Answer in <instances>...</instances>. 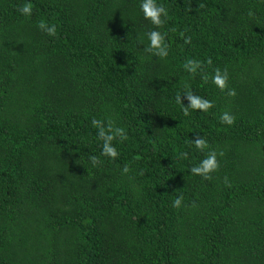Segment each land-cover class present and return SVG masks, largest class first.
Segmentation results:
<instances>
[{
    "label": "trees",
    "instance_id": "trees-1",
    "mask_svg": "<svg viewBox=\"0 0 264 264\" xmlns=\"http://www.w3.org/2000/svg\"><path fill=\"white\" fill-rule=\"evenodd\" d=\"M157 2L160 26L139 0H0V264H264V0ZM185 86L211 107L184 114ZM93 118L124 129L115 158Z\"/></svg>",
    "mask_w": 264,
    "mask_h": 264
},
{
    "label": "clouds",
    "instance_id": "clouds-1",
    "mask_svg": "<svg viewBox=\"0 0 264 264\" xmlns=\"http://www.w3.org/2000/svg\"><path fill=\"white\" fill-rule=\"evenodd\" d=\"M22 14H28L30 9L27 5L20 9ZM139 11L142 17L147 20L153 26H160L165 23L167 12L165 7L158 3L157 0H139ZM37 27L45 31L49 35H54L56 27L54 24H46V22H39ZM144 37L147 40V48L145 51L153 53L158 57H166L168 55V46L164 41V34L158 31L155 27L146 31ZM187 38L185 43H187ZM200 66V61L187 59L184 63V68L189 73L195 72ZM208 79L207 76L204 77ZM211 83L215 85L218 89L223 90L225 87L227 73L222 72L220 69H214L211 74ZM185 96L188 101L187 106H183L180 102V93H177L175 100L179 104L184 112L187 114L188 109H198L200 111H207L211 107V101L204 99L198 95H193L191 92L187 91L185 86ZM228 95H234V92L229 89ZM219 120L224 124L231 125L233 122V117L228 112H221L219 115ZM90 123L96 129L97 138L102 141L100 145V155L106 156L108 158H115L117 156L116 147L112 144V141L116 138L119 140H125L126 133L122 127H116L110 120L102 121L100 119L93 118ZM191 144L195 149L204 150L206 146V141L203 137H195L192 139ZM87 160L95 166L98 163L97 156L95 154H85ZM218 168L217 153L215 151H208L207 154L200 159L196 164L190 167L189 171L193 175L202 177L203 179H208L210 174L215 172ZM129 171L128 166L124 165L121 168L122 173H127ZM172 207L177 208L181 205V197L175 196L172 199Z\"/></svg>",
    "mask_w": 264,
    "mask_h": 264
}]
</instances>
